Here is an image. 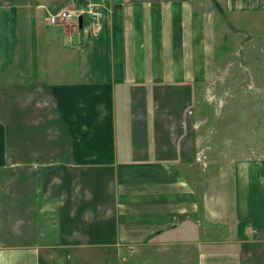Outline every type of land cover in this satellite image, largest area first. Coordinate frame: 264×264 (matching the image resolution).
Returning a JSON list of instances; mask_svg holds the SVG:
<instances>
[{
    "label": "crops",
    "instance_id": "1",
    "mask_svg": "<svg viewBox=\"0 0 264 264\" xmlns=\"http://www.w3.org/2000/svg\"><path fill=\"white\" fill-rule=\"evenodd\" d=\"M102 2L96 31L48 23L79 0H0V264L160 246L173 264H264V152L199 156L188 108L216 77L224 6L264 0Z\"/></svg>",
    "mask_w": 264,
    "mask_h": 264
},
{
    "label": "rangeland",
    "instance_id": "2",
    "mask_svg": "<svg viewBox=\"0 0 264 264\" xmlns=\"http://www.w3.org/2000/svg\"><path fill=\"white\" fill-rule=\"evenodd\" d=\"M216 26V77L198 85L196 101L188 105L196 111L197 150L199 156L219 159L228 154L248 162L255 151L264 152V10L224 6ZM174 251L167 246L138 248L132 258L124 252L118 264H173L167 256Z\"/></svg>",
    "mask_w": 264,
    "mask_h": 264
},
{
    "label": "built area",
    "instance_id": "3",
    "mask_svg": "<svg viewBox=\"0 0 264 264\" xmlns=\"http://www.w3.org/2000/svg\"><path fill=\"white\" fill-rule=\"evenodd\" d=\"M77 7L60 8L48 15V23L57 24L65 21L78 24L79 17L86 16L89 18L93 28L99 31L102 27L104 18V4L102 0H79Z\"/></svg>",
    "mask_w": 264,
    "mask_h": 264
},
{
    "label": "water",
    "instance_id": "4",
    "mask_svg": "<svg viewBox=\"0 0 264 264\" xmlns=\"http://www.w3.org/2000/svg\"><path fill=\"white\" fill-rule=\"evenodd\" d=\"M82 22V17H79L78 23L80 24Z\"/></svg>",
    "mask_w": 264,
    "mask_h": 264
}]
</instances>
